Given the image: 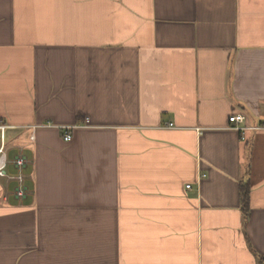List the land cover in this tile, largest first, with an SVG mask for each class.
<instances>
[{"label": "crops", "instance_id": "1", "mask_svg": "<svg viewBox=\"0 0 264 264\" xmlns=\"http://www.w3.org/2000/svg\"><path fill=\"white\" fill-rule=\"evenodd\" d=\"M0 127V264H264V0H0Z\"/></svg>", "mask_w": 264, "mask_h": 264}, {"label": "built area", "instance_id": "2", "mask_svg": "<svg viewBox=\"0 0 264 264\" xmlns=\"http://www.w3.org/2000/svg\"><path fill=\"white\" fill-rule=\"evenodd\" d=\"M230 124H232V128L235 131H238L242 135V140H246V134L250 130H256L260 128H251L245 125L246 117L242 114L239 115H233L229 119ZM90 121L88 118L85 119L84 124H77L73 125L71 127H65L63 129L64 131V141L69 142L72 139L71 132L75 129L87 127L89 125ZM172 126V125H170ZM264 129V127H262ZM7 131V128L0 127V177L1 178H8L9 180H13L18 183V187L15 191V194L22 199L26 196V188H25V180H24V168L28 165V160L26 157H24L22 154L16 156L14 159L10 160L9 158V148L6 144V136L5 132ZM31 140L33 141L34 138L31 137ZM9 164H13L17 170L18 173L16 175H10L7 173V169ZM205 176H202V178ZM188 189L191 188V186H187Z\"/></svg>", "mask_w": 264, "mask_h": 264}, {"label": "trees", "instance_id": "3", "mask_svg": "<svg viewBox=\"0 0 264 264\" xmlns=\"http://www.w3.org/2000/svg\"><path fill=\"white\" fill-rule=\"evenodd\" d=\"M241 196H242V209L244 211L245 214V218L248 219L249 218V214H250V206H249V200H250V188L242 186L241 188Z\"/></svg>", "mask_w": 264, "mask_h": 264}]
</instances>
